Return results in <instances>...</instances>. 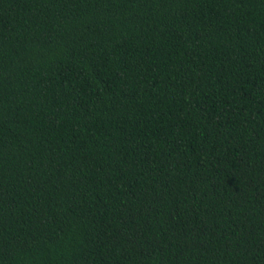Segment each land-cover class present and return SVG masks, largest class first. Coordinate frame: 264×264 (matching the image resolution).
Wrapping results in <instances>:
<instances>
[{"label": "trees", "instance_id": "16d2710c", "mask_svg": "<svg viewBox=\"0 0 264 264\" xmlns=\"http://www.w3.org/2000/svg\"><path fill=\"white\" fill-rule=\"evenodd\" d=\"M0 264H264V0H0Z\"/></svg>", "mask_w": 264, "mask_h": 264}]
</instances>
